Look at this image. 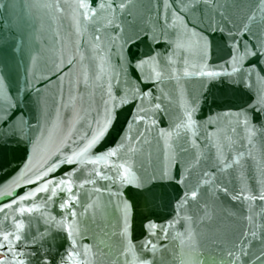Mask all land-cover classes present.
I'll return each instance as SVG.
<instances>
[{"label": "water", "instance_id": "95a60500", "mask_svg": "<svg viewBox=\"0 0 264 264\" xmlns=\"http://www.w3.org/2000/svg\"><path fill=\"white\" fill-rule=\"evenodd\" d=\"M262 197L264 0H0V262L264 264Z\"/></svg>", "mask_w": 264, "mask_h": 264}, {"label": "snow or ice", "instance_id": "6c2138e0", "mask_svg": "<svg viewBox=\"0 0 264 264\" xmlns=\"http://www.w3.org/2000/svg\"><path fill=\"white\" fill-rule=\"evenodd\" d=\"M69 162H71V161H69ZM46 189H47V185L44 186V190H46ZM262 198H264V197H262ZM4 240L7 241L8 240V237L5 236L4 237ZM0 247H5V245H0ZM152 247L154 248L155 246L153 245ZM8 250L11 251L10 248ZM0 264H6V262H0Z\"/></svg>", "mask_w": 264, "mask_h": 264}, {"label": "bare ground", "instance_id": "6f19581e", "mask_svg": "<svg viewBox=\"0 0 264 264\" xmlns=\"http://www.w3.org/2000/svg\"><path fill=\"white\" fill-rule=\"evenodd\" d=\"M1 254V253H0Z\"/></svg>", "mask_w": 264, "mask_h": 264}]
</instances>
